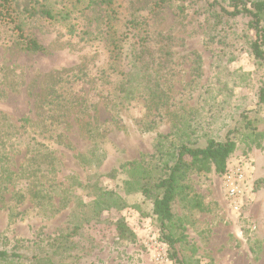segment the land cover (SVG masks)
I'll list each match as a JSON object with an SVG mask.
<instances>
[{"label": "rangeland", "instance_id": "obj_1", "mask_svg": "<svg viewBox=\"0 0 264 264\" xmlns=\"http://www.w3.org/2000/svg\"><path fill=\"white\" fill-rule=\"evenodd\" d=\"M175 5L184 6L181 19L175 6L149 19L150 34L170 37L172 53L161 73L167 100L159 109L140 93L117 100L119 78L108 66L98 6L68 1V21L24 25L43 53L19 50L9 26L0 24V171L13 173L0 195V246L45 240L102 189L118 194L126 207L103 212L101 219L125 220L134 240L118 241L109 233L101 249L79 264H174L164 244L163 260L153 259L149 246L161 243L157 223L148 216L149 201L127 189L126 165L148 161L160 134H190L195 146L203 145L205 135L223 140L228 134L235 148L226 168L245 171L248 198L235 214L213 167L188 173V202L173 203L186 237L185 264H264V137L257 134L264 132V104L258 102L264 61L250 54L247 18L217 24L205 0ZM52 95L61 107L51 103Z\"/></svg>", "mask_w": 264, "mask_h": 264}, {"label": "trees", "instance_id": "obj_2", "mask_svg": "<svg viewBox=\"0 0 264 264\" xmlns=\"http://www.w3.org/2000/svg\"><path fill=\"white\" fill-rule=\"evenodd\" d=\"M68 1L73 6L85 5L86 9L98 6L100 13L104 14L101 16L105 21L102 34L108 50V66L119 78L114 90L117 100L133 99L140 93L149 107L159 109L166 104L167 90L161 85V73L171 62L170 37L150 34L149 19L173 6L175 18L181 19L184 6L175 4L184 0H28L23 6L15 0H0V24L9 26L19 50L43 53L44 48L26 33L24 25L33 19L68 21ZM205 1L207 11L217 24L225 19L247 18V31L252 36L247 42L250 54L256 61H264V0ZM79 35L85 37L89 34L79 32ZM52 93L56 96L55 90ZM258 102L264 104V86L259 91ZM51 103L61 107L56 97ZM257 134L264 137V132ZM17 136H21L20 131ZM189 138L190 134L180 137L174 131L160 134L154 154L148 157V161L140 159L126 165L128 178L125 185L149 201L148 216L157 223V239L168 248V257L174 264L187 263L183 254L186 237L180 219L175 216L173 203L178 200L186 206L188 186L184 181L188 173L207 172L213 167L214 172L222 177L235 148L228 134L223 140L205 135L201 146H195L196 139ZM20 173L21 169L17 170V178ZM12 177L13 173L8 169L0 171V195L12 184ZM22 198L18 195L17 201ZM77 207L79 212L73 213L69 222L45 240L27 244L17 241L10 247L0 246V264H79L82 258L101 249L98 247L109 233L118 241L134 240L125 220L101 219L103 212L120 211L126 207L125 200L115 192L97 190L89 204L80 202ZM16 213L21 216L24 212ZM14 217L15 212H11L9 220Z\"/></svg>", "mask_w": 264, "mask_h": 264}, {"label": "built area", "instance_id": "obj_3", "mask_svg": "<svg viewBox=\"0 0 264 264\" xmlns=\"http://www.w3.org/2000/svg\"><path fill=\"white\" fill-rule=\"evenodd\" d=\"M247 185L245 171L240 165L226 168V171L222 176V186L228 207L235 214L240 213L248 198ZM261 218L264 220V208L261 212ZM252 229H255V226H253ZM162 246L163 244L158 242L150 244L149 246L150 250H154L153 259L156 263H160L164 258L162 256ZM157 248L160 249V251H157Z\"/></svg>", "mask_w": 264, "mask_h": 264}]
</instances>
